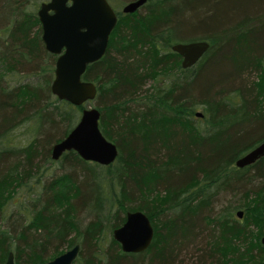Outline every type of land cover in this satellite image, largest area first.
Instances as JSON below:
<instances>
[{
	"label": "trees",
	"instance_id": "obj_1",
	"mask_svg": "<svg viewBox=\"0 0 264 264\" xmlns=\"http://www.w3.org/2000/svg\"><path fill=\"white\" fill-rule=\"evenodd\" d=\"M33 2L0 0V67L43 73L39 83L12 87L0 77V264L10 252L16 264L45 262L76 243L81 251L74 264H234L225 242L247 234L246 226L233 210L207 213L220 190L246 192L247 202L236 209L264 222V157L235 165L264 141V81L258 80L264 79V0H148L127 14L114 8L118 23L107 52L83 78L97 85L100 128L117 144L118 158L104 166L71 150L47 181L41 160L54 162L53 145L74 128L85 105L52 93L57 56L45 47ZM199 40L209 41V50L184 68L172 46ZM232 89L239 99L231 98ZM198 105L202 126L195 121ZM32 120L38 125L33 142L21 149L4 145L9 131ZM251 169L262 186L249 193ZM25 187L31 195L15 201ZM155 194L169 196L157 210ZM134 210L155 228L142 253L124 252L111 235ZM80 213L91 217L83 226ZM209 217L215 229L205 227ZM190 246V259L179 261ZM258 250L254 264L264 260L261 238Z\"/></svg>",
	"mask_w": 264,
	"mask_h": 264
},
{
	"label": "water",
	"instance_id": "obj_2",
	"mask_svg": "<svg viewBox=\"0 0 264 264\" xmlns=\"http://www.w3.org/2000/svg\"><path fill=\"white\" fill-rule=\"evenodd\" d=\"M148 0H132L123 7L134 13ZM42 39L46 49L57 55L51 91L60 100L73 105H87L98 94L97 85L83 78L87 67L107 52L110 36L118 23V14L109 0H49L38 10ZM210 42H178L172 49L182 57V66L190 68L206 54ZM202 117V112H196ZM101 112L96 106L85 107L69 134L52 147V158L59 160L68 151H76L84 160L108 166L116 161L119 148L100 128ZM264 157V141L239 157L235 165L245 168ZM242 211L238 216L242 217ZM155 228L149 216L141 211H128L126 221L113 230V237L124 252L142 253L149 249ZM264 244V236L261 239ZM81 245L65 250L51 260L37 264H74ZM6 264H16L10 252ZM264 264V260L262 262Z\"/></svg>",
	"mask_w": 264,
	"mask_h": 264
},
{
	"label": "rangeland",
	"instance_id": "obj_3",
	"mask_svg": "<svg viewBox=\"0 0 264 264\" xmlns=\"http://www.w3.org/2000/svg\"><path fill=\"white\" fill-rule=\"evenodd\" d=\"M43 1H48V0H37V2H33V5L30 6L31 9L34 10L35 12H38V10L41 6V3ZM130 1H132V0H109L111 5L116 10H119V11H122L123 7ZM0 37L4 38L5 34L4 33L2 35L0 34ZM4 72L5 71L2 69V67H0V77L3 76L2 83L7 84L9 87H12L14 85H18L20 83H25V82L26 83L30 82L31 84H36V83H39V81H40L37 76H43V73L26 74V73H18V72H9V73H7V72L4 73ZM200 76H205V73H203ZM252 76H256V75H250V79H253ZM258 80L264 81L262 76L261 77L258 76ZM151 83L152 82H150L149 84H151ZM229 95L231 96V98L234 97V99H236V100L239 99V97L236 98V91L234 89H232L229 92ZM89 106H96V101L94 100V101L88 103L87 105H85V107H89ZM197 112H202V113L204 112L203 105H198ZM195 121H197L199 123V125H201V126L205 125V120H203V116L202 117L195 116ZM203 122H204V124H203ZM37 126H38L37 122L33 121V120L25 122V123H21L20 125H18L17 127L13 128L11 131L8 132V134L5 136L6 142L4 145L13 146V147H15V149H21L23 147L28 146L31 142H33V140H35V138L37 136ZM40 167H41V169L48 168L46 170L47 177L44 178L46 181L48 179H52L56 175L55 173L57 172V174H58L60 172V169H61L59 160H54V162L48 163V164H45V162H43L41 160ZM173 173H174V170H172V174ZM246 173L249 176L248 177L249 180L245 181V186L247 188L246 189L247 192H249V190H251V191L255 190L256 191L257 188H260L262 186V181L260 179H256L254 177V174H255L254 169H251V170H249V172H246ZM168 174H171V171H169ZM30 185H31V182H30ZM38 185L41 186V184H38ZM38 185H35V189L39 188ZM190 190H192V189H190ZM245 193L244 192L243 193H241V192L235 193L233 191L231 192L230 190H224V191L220 190L217 193V195L215 197H213L214 201L212 200L214 203V209L212 210V212L209 211L207 213L211 217H216L220 213L224 212V209L225 210L228 209V211L233 210L235 221L236 220L240 221L242 223V225L244 224V226H246L247 234H245L244 236H241V238H240V235L232 236L228 241L225 242L226 257H227V259L230 260V262H232L234 264H254V260L256 258L259 259V256H258V254H259L258 238L262 239V237L264 236V222L262 220L260 222H258V224H256L250 215L251 213L249 215L246 214L244 208H237L236 209V207H238L240 204L245 205V203L247 202L248 198H246L244 196ZM29 195H31V194L28 193V187H25L24 189L19 190L18 193L15 195V201H19L23 197H27ZM151 198H152V207L154 210H157V209H155V206L156 207L157 206H159V207L165 206L166 202L169 200V196L163 197L160 194L152 195ZM239 211H242V213H243L242 217L238 216L237 213ZM156 212L157 213H155V215L157 214V216H158L159 213H158V211H156ZM80 215H81L80 216V224L82 226L85 225L91 219V217L85 215V213L84 214L80 213ZM1 216H2V213H0V217ZM251 219H252V221H251ZM159 225H160V223H159ZM204 225L208 229H210V228L215 229L216 228L215 225L212 223L210 217H209V219H207V221H204ZM111 235H113V232ZM73 236H75V234H73ZM64 249L67 250L69 248L65 247ZM194 250H195V248L191 247V246L188 249H184L182 251L181 255L178 256L179 261L184 260L187 262L190 259V256L192 255Z\"/></svg>",
	"mask_w": 264,
	"mask_h": 264
},
{
	"label": "flooded vegetation",
	"instance_id": "obj_4",
	"mask_svg": "<svg viewBox=\"0 0 264 264\" xmlns=\"http://www.w3.org/2000/svg\"><path fill=\"white\" fill-rule=\"evenodd\" d=\"M48 1H49V0H48ZM48 1H43V2H48ZM43 2H42V3H43ZM42 3H41V4H42ZM37 14H38V12H37ZM52 54H53V53H52ZM54 55H56V54H54ZM56 56H57V55H56Z\"/></svg>",
	"mask_w": 264,
	"mask_h": 264
}]
</instances>
